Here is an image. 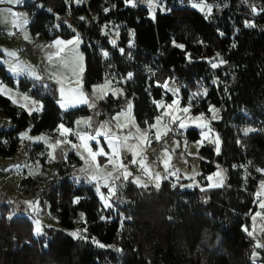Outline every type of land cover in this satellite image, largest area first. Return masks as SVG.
<instances>
[{
    "label": "trees",
    "instance_id": "obj_1",
    "mask_svg": "<svg viewBox=\"0 0 264 264\" xmlns=\"http://www.w3.org/2000/svg\"><path fill=\"white\" fill-rule=\"evenodd\" d=\"M165 1L168 10L150 15L146 6L128 5L125 0H87L80 5L41 0L40 7H29L27 25L31 34L47 41L78 31L84 89L110 77L132 99L140 126L157 116L155 101L162 98L158 83L168 78L167 72L188 88L198 82L204 85L206 93L195 110H207L211 104L219 108V119L211 125L219 135L220 149L201 148L207 158L200 161L202 187H180L169 179H163L159 188L117 180L111 207H105L94 184L63 178L48 199L57 213L58 228L44 227L42 235L35 236L27 217H9V205L0 206L4 213L0 264H109L121 257V264H246L251 240L243 228L256 209V192L264 179L257 171L264 168V29L244 24L239 0H220L226 5L213 8L208 17L177 6V0ZM66 13L73 28L62 22L55 26L54 15ZM82 14L83 19L78 17ZM106 21L119 27L117 46L101 32ZM0 80L42 103L40 112L28 114L0 94V110L12 123L11 129L0 131L10 144L8 153L18 148L17 133L29 121L30 132L41 133L54 131L59 123L71 127L77 117L90 113L87 106L61 111L53 84L16 81L3 64ZM100 105L104 116L103 111H118L122 98L107 96ZM248 116L256 130L243 134L240 126ZM185 135L196 140L198 132L188 129ZM1 144L0 152H5ZM218 166L226 169V185L203 188L206 176ZM77 226L86 230L85 237L66 232ZM92 239L108 247L97 246Z\"/></svg>",
    "mask_w": 264,
    "mask_h": 264
},
{
    "label": "rangeland",
    "instance_id": "obj_2",
    "mask_svg": "<svg viewBox=\"0 0 264 264\" xmlns=\"http://www.w3.org/2000/svg\"><path fill=\"white\" fill-rule=\"evenodd\" d=\"M67 2L74 5H80L86 3L87 0H67ZM239 2L242 6L240 16H242L244 19V24H250L252 27L264 29V21H262L264 20V14H262V12H264V1L239 0ZM176 4L177 6L181 7H191L201 12L205 17H208L213 8H222L226 5V2L220 0H210L207 2L204 0H177ZM40 5L41 0H20L19 3H12L10 0H0V51L4 54V57L0 56V63H9L6 65L7 70L8 72L12 73L13 76L15 75V77L20 75L19 73L21 68L33 72H36L41 68L39 60L35 58L36 56L23 51L20 42L11 38L14 27H17L22 31L24 38H29L30 31L27 24L28 19L30 18V11L28 7L30 6L38 8ZM134 5L146 6L150 10V15H153L154 11L156 10L165 11L169 9L165 0H152V3H150V0H134ZM206 5L211 6V12L207 10V7H205ZM78 17L84 18L85 15L82 14ZM54 19L55 26L57 23L62 22L66 25H70V27L73 28V26H71L70 13H66L64 15L55 14ZM72 30L74 33H76V35L79 36L78 31L74 29ZM101 32L107 35L108 41L112 46H117L119 41V27L116 23L113 21L103 22L101 25ZM34 38L35 39H33L31 36V38L28 39L30 40L33 47V52L34 49H36L35 42H38V38L40 37L37 35V37ZM112 41H115V44H113ZM10 53H15V55H10ZM102 53L105 54L107 52L102 51ZM79 54L80 62L82 63V51H80ZM46 64H48V62H46ZM14 68L16 71H13ZM167 76L168 78L161 81V83H158V85L162 88V98L155 101V104L157 106V103H162L164 107H157L158 114L155 118V123L157 117H161L163 113L167 112L180 117L186 124V128L182 130L178 129L179 121H177V124H171L169 116H163L161 129V123L157 124L156 128L154 129L155 132L161 131L164 133L165 129L163 124L165 123H168L170 127L172 125L175 126L179 131L177 136L165 144V146L169 149L168 155H162V151L165 146L156 154H151L149 151H147V143H144L140 148L137 149V151L141 153L137 159L139 160L143 157H146V165L152 172L160 173L161 177H169L171 176L168 175L169 172H175L176 175L169 178L173 185L180 187L186 186L187 188L202 187L198 178V175L200 174V161L207 158L202 154L201 148L203 146H207L212 148L215 152H217V147L220 149L219 135L211 125L212 121L219 119V108L211 104L208 106L207 110H195V106L200 102V99L203 98L206 93V87L198 82L195 86L188 88L183 82L175 79L171 73L167 72L166 77ZM18 78L16 81H18ZM160 79L161 78H159L158 81ZM107 81H110L111 84L105 87L102 93L99 91V86L105 85ZM165 84H167V88L164 87ZM94 88L97 89V91H93V93L88 96V107L91 111L90 115L86 117V119H77L71 127L64 125L65 128L71 129L72 133H67L62 136V129L59 128L60 125L55 129L54 134L48 133L47 131H43L41 133H31L30 128L32 122L29 121L28 126L21 129L17 133L19 144L18 148L12 153H8L10 150L9 142H7L4 136H0V142H2L1 145L5 149V152H0V206H5L6 204L9 205V217L16 215H23L27 217L32 222L33 235H35L36 221L40 222L42 231L44 227H59L58 218L56 216L57 213L50 209V203L48 199L51 192L55 190L57 184L63 178L69 177L70 181H74L75 184H79L82 182L81 180H84L83 182L94 184L95 190L97 185H99V197H101V193H103L105 196L108 195V188L104 186L105 180H107L109 184L112 182V178L107 176V172L112 170V165L108 164L106 156H97L96 161L93 162L91 157L88 156V153L81 147L73 148L71 144L61 143L55 148H52L50 147L51 144H54L57 140H68L79 145L81 142L77 139V136L73 134L77 132L86 131L94 135L97 130L101 131L102 133L110 130L112 133L124 135L129 131L135 133L136 126H139L141 132L148 130V128H143L140 126L135 120L133 115L132 99L125 96L123 88L120 86V84L116 82L114 84L110 77H105L101 82L97 83ZM187 88L188 93L183 95L184 90ZM101 96L122 98L121 108L118 111L108 114L103 111V114H106V117L98 118L97 111L99 108L96 104V100L101 99ZM167 96H169V98H167ZM173 101H177L178 103L173 104ZM129 104H131L130 110L128 108ZM167 105H172V107L168 108ZM185 107H189L190 110L188 113H183L182 109ZM209 108L214 110L215 116L217 117L216 119L211 118L213 112H209ZM121 113L122 115L119 117V123L127 125V127L122 132L116 127L117 121L113 120L114 116H117V114ZM242 113L247 116L245 112ZM201 114H203V119L197 120L196 117L200 116ZM78 121H81L82 123L77 124ZM89 121L91 127L87 126V122ZM203 124H207L208 128L211 130L207 138H204L201 135L202 129L200 125ZM261 124H264V122H261ZM101 125H107V127L101 128ZM240 127V131L243 134H245V130L249 128L254 129V131L256 130V127L252 122H250L249 116ZM11 128L12 123L10 122L9 117L4 111L0 110V131H8ZM188 129L197 130L198 137L196 140H190L186 137L185 132ZM102 136L105 137L104 135H101L97 137L96 140H89L87 142L93 151H96L100 147H103L105 152L110 151L109 145V150H107L102 144L100 140ZM174 141L179 142V147L176 146ZM129 143L138 142L129 141ZM39 144L45 145V148H37ZM94 144H97V146ZM72 152H74L75 155L82 160L81 163L77 164L72 160ZM121 157H123V160H128V162H130L133 158L132 153L127 150H122ZM163 161H167L168 172L165 171V164ZM115 163L116 165H119L120 161L116 160ZM96 164L101 166L99 171L96 168ZM105 165H107V167H105ZM129 166L131 167L129 168ZM128 171L132 172V176L129 177V179L132 181L136 177H139L141 184L155 186V179H149L148 174L141 171L138 166L128 164ZM217 171L222 173L223 184L222 186L209 187V184H217L218 181L215 177V173ZM121 172L122 170L117 168L116 174L120 175ZM93 175L97 176L96 180L91 179ZM208 176H213V180L208 181ZM205 179L207 180V185L203 188L223 187L226 185L227 180L226 169L222 166H218L215 171L208 174ZM162 180L163 178L159 181V183H161ZM184 180H186V182H184ZM262 181H264V179H262ZM33 191L35 192L34 196H32L33 194H29ZM26 192L29 193L27 194ZM257 192H260L261 196L258 198L256 195V209L249 214L250 221L243 228L245 234L251 240V248L246 264H264V248H256L257 240H259L261 243H264V209L259 207V202L264 200V189L261 188V182L259 183ZM102 202L104 203V201ZM257 212H261L262 215L256 217V219L253 220V216H255V213ZM3 214V208L0 207V215ZM245 229L252 231L253 236H249L248 231H245ZM66 232L71 235L72 233H77L78 235L75 237L79 238L85 237L86 235L85 230L79 226L72 230H66ZM92 241L97 246L101 244L95 239H92ZM104 247H108V245H104ZM113 248L115 247L113 246ZM254 252L258 253V255L253 256ZM121 258L115 262H109V264H121Z\"/></svg>",
    "mask_w": 264,
    "mask_h": 264
},
{
    "label": "snow or ice",
    "instance_id": "obj_3",
    "mask_svg": "<svg viewBox=\"0 0 264 264\" xmlns=\"http://www.w3.org/2000/svg\"><path fill=\"white\" fill-rule=\"evenodd\" d=\"M10 2L19 3L20 0H10ZM125 2L135 6L134 5V0H125ZM150 3H152V0H150ZM194 6H196V5H194ZM205 7H207V10L209 12H211L212 9H211L210 5H206ZM105 11H107V9H105ZM81 19H83V17ZM246 26L250 27L252 25L246 24ZM78 42H79V40L77 38V40H75V41L70 40V41H67V42L57 40L55 43L57 45H61V44H64V43L73 44V43H78ZM112 43L115 44V41H112ZM180 47H183V46L180 45ZM60 50L63 51V49H60ZM121 52H123V49H121ZM58 54L59 53H57V55ZM10 55L14 56L15 53H10ZM104 55L107 56V53H105ZM221 63H223V61H221ZM212 67L216 68V67H218V65L216 63H213ZM13 71H16V69L14 68ZM128 75H129V78H131L132 74L129 73ZM110 84H111V82L107 81L105 85L99 86V91H101L103 93L104 88L109 86ZM164 87L167 88V84H165ZM71 91L76 92L77 90L73 89ZM95 91H97V89H94V92ZM172 91H176V90H172ZM60 92H61V96L63 98L64 89L61 88ZM194 95H196V94H194ZM80 97L81 98H80V100L78 102H82V103H87L88 102L87 98L83 97L82 93H80ZM100 98H103V97L101 96ZM13 102L15 103L16 101L14 100ZM65 103H67V101H65ZM65 103H62L61 107H64ZM176 103H178V102L177 101H173V104H176ZM157 107H164V105L162 103H157ZM167 107L171 108L172 105H167ZM128 108H129V110L131 109V104L128 105ZM33 110H35V109H33ZM189 110H190L189 107H185V108L182 109L183 113H188ZM209 112H213V115L211 117L212 119H216L217 118L215 116V112H214V110L212 108H209ZM120 115H122V113L121 114H117V116H114L113 120L117 121L116 127H117V129H119L122 132L127 127V125L119 123ZM165 115L169 116L171 124H177V121H179L178 129L182 130V129L186 128V124L183 122V120L180 117L172 115L171 113L165 112V113L162 114L161 117H157L156 123L149 125V129L144 131V132H141L139 126H136L135 133L129 131V132H127L124 135H119V134H116V133H112L110 130L109 131H105L103 133L101 131L97 130L94 135L90 134V133H88L86 131L85 132H77V133H73V134L76 135L77 139L81 142L79 145L74 144V143H72L71 141H68V140H57L54 144H51L50 147L55 148L57 145H59L61 143L71 144V146L73 148L81 147L88 153V156L91 157L93 162L96 161L97 156H100V155L106 156L107 160H108V164L112 165V170L107 172V176L112 178V183L109 184V182L107 180H105V185L104 186L108 188V195L105 196L103 193H101V197L100 198H101L102 201H104L105 207H111L110 199H111L112 196H114L116 194L115 181H117V180L128 181L129 177L132 176V172L128 171V165L124 163L123 157H121L122 150H127V151L132 153L133 158H132V160L129 163L131 165L138 166V168L141 171H143L144 173L148 174L149 179H153L154 178L155 181H156V183H155V187L156 188L160 187L159 181L162 178L163 179H167L168 178L167 176L161 177L160 173L152 172L150 170V168L146 165V157H143V158H141L139 160L137 159V157L141 155V153L139 151H137V149L140 148L144 143H147L149 145L151 144V140L148 138V131L155 129L157 124L162 123L163 116H165ZM196 119L197 120L203 119V114H201L200 116L196 117ZM80 123H82V122L81 121L77 122V124H80ZM87 126L91 127L90 121L87 122ZM106 127H107V125H101V128H106ZM163 127L165 129L163 134L161 132H159V131H156L154 133V138H155L156 142H160L165 136L168 135L169 132H174V131L177 130L175 128L170 127L168 123L163 124ZM200 127L202 129V131H201L202 137L207 138L208 135H209V132L211 131L208 128V125L207 124H203V125H200ZM59 128L62 129V132H61L62 136L64 134H67V133H72V130L69 129V128H65L63 124H61L59 126ZM205 129H207V130H205ZM251 131H254V129H251V128L246 129L245 130V134H247L248 132H251ZM101 135H104L106 137V139H107V143H108V145L110 147V151H108V152H105V149L103 147H100L96 151H93V149L87 143L89 140H96L97 137H99ZM129 141H137L138 143H129ZM174 143L176 144L177 147H179V142L178 141H174ZM217 143H218V140H217ZM165 144H167V141H165ZM217 152H219V148L218 147H217ZM168 153H169V149L165 146L163 148L162 155L167 156ZM116 160L120 161L119 165H116V163H115ZM163 163L165 164V171L168 172L167 161H163ZM100 167L101 166L99 164H96V168H97L98 171L100 170ZM105 167H107V165H105ZM117 168L122 170L120 175L116 174L117 173ZM257 171L264 173V169H257ZM168 175L175 176L176 173L175 172H169ZM215 177L217 178V181H218L217 184H215V185L209 184L208 185L209 187L222 186V184H223L222 173L220 171H217L215 173ZM91 179L92 180H96L97 176L93 175L91 177ZM177 179H178V177H177ZM207 180L208 181H212L213 180V176H208ZM133 182L138 184L141 187H147V184H141L139 177H136L133 180ZM261 188L264 189V181H261ZM96 190H97V192H100V186L99 185H97ZM201 190H203V189H201ZM256 195L259 198L261 196V193L257 192ZM259 207L261 209H264V200H261L259 202ZM261 215H262L261 212L255 213V216H253V220H255L256 217H259ZM245 231H248V230L245 229ZM35 235H37V236L42 235V228H41V225H40L39 221H36ZM72 235L73 236H77L78 234L77 233H72ZM248 235L249 236H253V232L252 231H248ZM99 246L100 247H104V245H102V244H100ZM256 248H258V249L259 248H264V243H261L259 240H257L256 241ZM257 255H258V253H256V252L253 253V256H257Z\"/></svg>",
    "mask_w": 264,
    "mask_h": 264
},
{
    "label": "crops",
    "instance_id": "obj_4",
    "mask_svg": "<svg viewBox=\"0 0 264 264\" xmlns=\"http://www.w3.org/2000/svg\"><path fill=\"white\" fill-rule=\"evenodd\" d=\"M30 7V6H29ZM28 7V9H29ZM29 21V19H28ZM17 28V27H16ZM18 29V28H17ZM20 30V29H18ZM29 38L35 39L34 37H37V35H33V34H29ZM40 37V36H39ZM11 38L13 39V36L11 35ZM27 38V39H29ZM79 40L78 43H73V44H61V45H57L55 42L57 40L60 41H75V40ZM38 42H35V47L36 49H34L33 53H30L31 55L36 56L35 58H37V60H39V63L41 65V68L39 70H37L36 72L33 71H28L27 69L21 68L20 70V75L18 77L20 78H26L28 80H31L32 83L34 85H38V86H46L48 84H53L55 91H56V104L57 106L60 108L61 111H67L70 109H74L80 106H87L88 107V102L87 103H82V102H78L80 100V93L83 94V97H86L88 100V96L93 93L94 91V87L97 85H93L91 87V89L89 91H86L83 87V83H82V76H83V66H84V58H83V62H80V37L78 35H76V33H74L73 35L69 36L68 38H63L60 36L54 37L50 40H43L41 37L38 38ZM15 40V39H14ZM17 41V40H15ZM30 41V40H29ZM60 49H63V51H61ZM37 51V52H36ZM57 53H59L57 55ZM0 56L4 57V54L0 51ZM46 62H48V64H46ZM3 64V63H0ZM9 64V63H7ZM7 64H3L7 70L6 65ZM11 64V63H10ZM46 64V65H45ZM8 72V70H7ZM15 80L18 77H15V75L13 76L12 73L8 72ZM18 78V80L20 79ZM8 87V88H6ZM63 88L64 89V96L62 98L61 96V92L60 89ZM11 89V90H9ZM76 89V92H73L71 90ZM0 94L3 95L4 97L8 98L11 103L13 105H15L16 107L23 109L24 111H26L28 114H32V113H38L41 111L42 109V103L40 100H37L35 98H32L31 96H29L28 93L26 92H22L19 89H17L16 87H10L7 86L6 84H4L1 80H0ZM104 96L103 98L96 100V104L98 105V118H104L106 117V115L101 116L102 114V109H101V105L100 102L102 100L105 99ZM16 101L15 103L13 101ZM65 101H67V103H65ZM65 103L64 107H61V104ZM35 109V110H33ZM89 109V107H88ZM90 111V110H89ZM91 113V111H90ZM90 113L86 116H80L77 117L74 122L77 119H86V117H88L90 115ZM155 118L152 120V122L148 125H146L143 128H148L149 129V125L154 124L155 123ZM73 122V124H74ZM63 123H59L57 125V127L59 125H61ZM65 125V124H63ZM161 125L160 124V129H161ZM73 126V125H72ZM56 127V128H57ZM48 133L54 134V131H47ZM161 132V131H160ZM155 131L153 130H149L148 134L149 136L154 134ZM162 133V132H161ZM148 136V138H149ZM102 144L105 146V148L107 150H109L108 144H107V139H105V137L102 136V138L100 139ZM42 147L45 148V145L40 144ZM95 146H97V144H94ZM165 146V145H164ZM148 151V150H147ZM73 156H72V160L79 164L82 162V160L75 155L74 152H72ZM107 160V157H106ZM128 160H124V163H126L127 165L130 164ZM171 176H169L167 179H169ZM84 181V180H81ZM87 183V182H85ZM104 188V187H102Z\"/></svg>",
    "mask_w": 264,
    "mask_h": 264
},
{
    "label": "built area",
    "instance_id": "obj_5",
    "mask_svg": "<svg viewBox=\"0 0 264 264\" xmlns=\"http://www.w3.org/2000/svg\"><path fill=\"white\" fill-rule=\"evenodd\" d=\"M12 36H13V39L18 40L20 42L21 48H22L23 51L28 52V53H33V47L31 45V42L28 39L24 38L21 30H18L16 27H14L13 31H12ZM171 127L177 129L173 125ZM178 134H179L178 129L176 131H174V132H169L168 135L165 136L160 142H156L155 141L154 134L150 135L149 139L151 140V144L150 145L147 144L148 151L151 154H156L160 149H162L164 147L165 141H167V142L171 141ZM130 167L131 166H129V168ZM34 193L35 192L33 191V192H30L29 194L31 195V194H34Z\"/></svg>",
    "mask_w": 264,
    "mask_h": 264
}]
</instances>
